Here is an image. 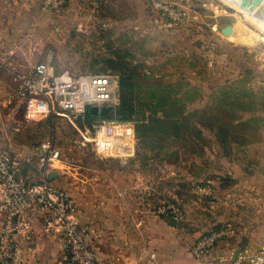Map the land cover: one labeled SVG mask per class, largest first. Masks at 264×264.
<instances>
[{"label": "rangeland", "instance_id": "1", "mask_svg": "<svg viewBox=\"0 0 264 264\" xmlns=\"http://www.w3.org/2000/svg\"><path fill=\"white\" fill-rule=\"evenodd\" d=\"M65 1L52 12L61 18L44 37V55L55 75L117 76V107L108 117L135 129L127 168L152 183L145 196L153 211L177 210L180 217L170 218L183 224L188 214L202 232L220 201L240 192L249 198L250 185L264 183L251 172L252 148L264 135L263 24L234 0ZM243 24L259 41L224 35ZM98 111L77 116L56 104L47 115L64 133L65 165L74 166L76 155L85 166L101 162L92 144L105 117Z\"/></svg>", "mask_w": 264, "mask_h": 264}, {"label": "crops", "instance_id": "2", "mask_svg": "<svg viewBox=\"0 0 264 264\" xmlns=\"http://www.w3.org/2000/svg\"><path fill=\"white\" fill-rule=\"evenodd\" d=\"M42 2L0 0V149L11 153L20 178L32 182L46 173L75 201L74 220L88 233L99 264H232L239 257L249 264L264 250L263 182L250 185L249 198L243 199L240 192L220 201L219 213L214 212L211 221L204 219L207 224L200 232L188 214L185 224L174 225L173 218L158 216L145 196L153 190L152 183L127 168V160L95 155L101 162L89 167L76 155L74 166L65 165L64 133L54 131L46 115L29 116L16 97V74L31 75L40 62L52 64L43 52L48 46L44 37L61 15L44 10ZM9 96L13 102L5 106ZM252 149L258 162L251 172L264 176V135ZM47 152H53V158L44 170L42 157ZM116 162L117 168L110 166ZM30 215L31 240L17 239L19 250L10 264H70L64 241L44 231L43 214ZM211 230L225 235L208 255L198 256V238Z\"/></svg>", "mask_w": 264, "mask_h": 264}, {"label": "built area", "instance_id": "3", "mask_svg": "<svg viewBox=\"0 0 264 264\" xmlns=\"http://www.w3.org/2000/svg\"><path fill=\"white\" fill-rule=\"evenodd\" d=\"M65 0H43L42 8L49 12H60ZM16 97L26 106L29 116L49 115L57 104L62 111L77 116L87 115L92 108L102 111L117 107L118 79L111 72L97 75H74L63 71L53 73L49 63H38L31 75H15ZM1 100V99H0ZM13 96L5 99L11 105ZM93 151L101 160H128L136 155L135 129L131 124L101 117L94 126ZM53 152L42 157L43 168L49 166ZM19 168L9 151L0 149V264H10L19 247L18 238L31 240L33 222L31 212L43 214L44 231L64 241L70 264H99L95 251L88 243V233L74 220L75 201L57 188L48 174L38 180L27 182L20 178ZM155 213L170 218L177 210L158 208ZM217 232L203 238L195 247L198 256L208 255L224 237ZM243 257L232 264H242ZM249 264H264V250L249 259Z\"/></svg>", "mask_w": 264, "mask_h": 264}, {"label": "bare ground", "instance_id": "4", "mask_svg": "<svg viewBox=\"0 0 264 264\" xmlns=\"http://www.w3.org/2000/svg\"><path fill=\"white\" fill-rule=\"evenodd\" d=\"M234 4L239 11L246 13L247 15H249L253 19L258 20L261 24L264 25V0H234ZM229 34H231L233 37L241 39L249 36L252 41H259L260 39V34L257 31L252 30L245 24H243L242 32L240 28H235L234 30H230Z\"/></svg>", "mask_w": 264, "mask_h": 264}, {"label": "water", "instance_id": "5", "mask_svg": "<svg viewBox=\"0 0 264 264\" xmlns=\"http://www.w3.org/2000/svg\"><path fill=\"white\" fill-rule=\"evenodd\" d=\"M230 28H231V27H228V28H226V29L224 30V35H225V36H227V34H228ZM93 109H94V110H90V113H93L94 115H97V114L99 113L98 109H97V108H93ZM110 113H112V111H111L110 108H105V109H103V110L101 111V114H102L103 116H105V117H106V116L108 117ZM108 118H110V117H108ZM170 223H172V224L174 225V223H176V220H175V219H171Z\"/></svg>", "mask_w": 264, "mask_h": 264}]
</instances>
